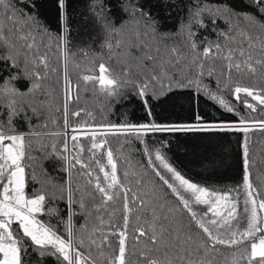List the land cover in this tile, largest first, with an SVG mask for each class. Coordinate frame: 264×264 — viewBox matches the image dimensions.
I'll return each mask as SVG.
<instances>
[{
	"label": "snow or ice",
	"instance_id": "obj_1",
	"mask_svg": "<svg viewBox=\"0 0 264 264\" xmlns=\"http://www.w3.org/2000/svg\"><path fill=\"white\" fill-rule=\"evenodd\" d=\"M52 5L56 28L0 0V264H264V0H86L81 43L70 0ZM230 132L231 186L167 155L168 134Z\"/></svg>",
	"mask_w": 264,
	"mask_h": 264
},
{
	"label": "trees",
	"instance_id": "obj_2",
	"mask_svg": "<svg viewBox=\"0 0 264 264\" xmlns=\"http://www.w3.org/2000/svg\"><path fill=\"white\" fill-rule=\"evenodd\" d=\"M86 0H70V24L72 25L71 39L73 43L87 42L91 31V24H86L82 19L85 13ZM41 12L49 19L53 28L57 27L56 13L52 5V0H38ZM233 103L234 98L228 97ZM239 107V105H236ZM128 109L132 105L125 106ZM201 111L207 114L208 118L221 119L223 109H218L213 106V102L202 103ZM242 115H246V110H242ZM164 117L176 119V114L169 116V112H163ZM180 116L186 115L184 112L179 113ZM257 115V114H253ZM132 119H140L141 113L137 108L135 112H129ZM228 119H238L232 114L224 113ZM100 118L99 116L97 117ZM114 118V117H113ZM243 133L230 132L220 134H189V135H174L168 134L165 138L170 141L167 155L170 161L182 170L184 174L191 177L194 182H200L205 186H231L238 182L242 176V142ZM250 156L256 161V167L252 169L253 174H256L257 169L264 170V165L260 164V160L264 158V133L252 132ZM157 137H149L150 140H155ZM114 144L116 138H112ZM139 159V156L136 157ZM48 167L47 162L43 165ZM39 171V167L37 168ZM35 261V256L32 257ZM45 264H57L54 258H46Z\"/></svg>",
	"mask_w": 264,
	"mask_h": 264
}]
</instances>
